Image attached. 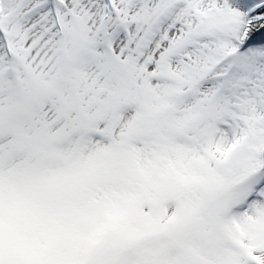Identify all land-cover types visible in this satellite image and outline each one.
<instances>
[{"label": "snow or ice", "instance_id": "obj_1", "mask_svg": "<svg viewBox=\"0 0 264 264\" xmlns=\"http://www.w3.org/2000/svg\"><path fill=\"white\" fill-rule=\"evenodd\" d=\"M0 264H264V0H0Z\"/></svg>", "mask_w": 264, "mask_h": 264}]
</instances>
